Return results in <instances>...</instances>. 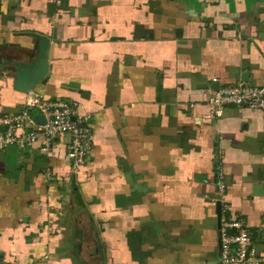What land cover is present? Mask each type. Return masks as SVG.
<instances>
[{
    "label": "crops",
    "instance_id": "obj_1",
    "mask_svg": "<svg viewBox=\"0 0 264 264\" xmlns=\"http://www.w3.org/2000/svg\"><path fill=\"white\" fill-rule=\"evenodd\" d=\"M41 44L31 90L77 101L93 145L0 149V264H220L223 207L264 252V111L209 102L264 86V0H0V116Z\"/></svg>",
    "mask_w": 264,
    "mask_h": 264
},
{
    "label": "built area",
    "instance_id": "obj_2",
    "mask_svg": "<svg viewBox=\"0 0 264 264\" xmlns=\"http://www.w3.org/2000/svg\"><path fill=\"white\" fill-rule=\"evenodd\" d=\"M28 94L32 102H26L20 112L0 116V149L11 144L26 147L41 141L43 149L48 150L58 135L70 133L68 157L75 167L85 163L93 145V132L87 117L77 113V101L42 100L31 89ZM209 102L214 114L233 104L264 111V86L239 82L215 90ZM33 106L44 116L43 122L31 113ZM4 126L6 129H2ZM219 188L223 192L225 185L220 183ZM227 209L221 210L220 264H264V252L254 244L246 223L241 218L228 217Z\"/></svg>",
    "mask_w": 264,
    "mask_h": 264
},
{
    "label": "water",
    "instance_id": "obj_3",
    "mask_svg": "<svg viewBox=\"0 0 264 264\" xmlns=\"http://www.w3.org/2000/svg\"><path fill=\"white\" fill-rule=\"evenodd\" d=\"M45 46L44 44H41V49L39 52V63L36 65L35 69H34V76H30V77H26L27 73L26 70L21 69V68H17L15 73L17 76V85L24 90H30L33 85L34 82L41 79L42 77H44V75L47 72V60L46 57L44 55H42V52L45 51ZM37 120L39 122H43L44 121V116L43 115H39L37 116ZM2 129H6V127H2ZM220 209V203H217Z\"/></svg>",
    "mask_w": 264,
    "mask_h": 264
}]
</instances>
